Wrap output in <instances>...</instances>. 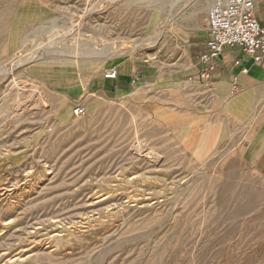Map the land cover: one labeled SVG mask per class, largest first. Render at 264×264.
Returning <instances> with one entry per match:
<instances>
[{
  "label": "rangeland",
  "instance_id": "rangeland-1",
  "mask_svg": "<svg viewBox=\"0 0 264 264\" xmlns=\"http://www.w3.org/2000/svg\"><path fill=\"white\" fill-rule=\"evenodd\" d=\"M107 1L0 0V264H264L254 169L220 155L195 163L143 105L91 94L73 103L45 81L41 71L75 66L83 94L85 70L163 55L169 29L203 26L212 0ZM77 41L119 57L57 58ZM78 104L83 117L72 116Z\"/></svg>",
  "mask_w": 264,
  "mask_h": 264
},
{
  "label": "crops",
  "instance_id": "crops-1",
  "mask_svg": "<svg viewBox=\"0 0 264 264\" xmlns=\"http://www.w3.org/2000/svg\"><path fill=\"white\" fill-rule=\"evenodd\" d=\"M252 1L255 17L264 25V0ZM208 38L205 24L172 26L167 41L161 43L163 55L159 47L148 59L120 58L98 70L87 69L83 88L92 100L113 96L143 105L153 119L175 133L195 163L225 156L254 169L264 180V60L254 62L239 48L226 49L215 70L201 78L196 58L206 51ZM112 70L115 78L106 79ZM41 73L54 91L73 103L86 104L75 66H52Z\"/></svg>",
  "mask_w": 264,
  "mask_h": 264
},
{
  "label": "built area",
  "instance_id": "built-area-1",
  "mask_svg": "<svg viewBox=\"0 0 264 264\" xmlns=\"http://www.w3.org/2000/svg\"><path fill=\"white\" fill-rule=\"evenodd\" d=\"M252 0H212L205 17V30L209 36L206 51L197 56V65L201 66L200 77L215 70L219 55L226 49L239 48L254 62L264 60V25L254 14ZM116 71L107 72L106 79H114ZM231 91H237L233 82ZM85 109L76 105L72 109L73 117H83Z\"/></svg>",
  "mask_w": 264,
  "mask_h": 264
},
{
  "label": "bare ground",
  "instance_id": "bare-ground-1",
  "mask_svg": "<svg viewBox=\"0 0 264 264\" xmlns=\"http://www.w3.org/2000/svg\"><path fill=\"white\" fill-rule=\"evenodd\" d=\"M128 1V0H127ZM125 2V1H124ZM124 2H122V0H108L107 1V4L106 5H111V6H115V5H119V6H123V7H126V8H129L131 5L130 4H128V3H124ZM133 5H135V4H133ZM131 7H133V6H131ZM146 9V8H145ZM105 14V13H104ZM142 14V13H141ZM2 21H3V19H2ZM4 21H5V19H4ZM6 22V21H5ZM182 22V21H181ZM1 23V22H0ZM3 23V22H2ZM80 23V21L78 22V24ZM199 26V25H198ZM6 27V26H5ZM166 27V26H165ZM170 27V25H168L167 26V28H169ZM163 30H164V28H163ZM4 30H2V32H3ZM6 31V30H5ZM165 31V30H164ZM54 39V38H53ZM53 39H52V41H53ZM41 40V39H40ZM51 41V40H50ZM49 42V41H48ZM46 44V43H45ZM53 46H54V44H52ZM52 45H50L49 47H51ZM114 45V44H113ZM116 45V44H115ZM147 45V44H146ZM42 45H40V47H41ZM48 49V48H47ZM40 50H42V49H40ZM60 50H61V52H63L64 54H67V55H70L69 57L67 56V57H65V56H58L57 58H70V59H72L74 62H76V61H78V53H79V51L81 52L82 51V53H84L83 55H85V56H98L99 58H102V59H105V57H106V59L108 58L107 56H108V52L106 51V50H104V49H95V50H92L91 48H88L86 45H84V43L82 44V43H80V42H78L77 41V44L75 45V46H66V48L64 49H61L60 48ZM59 51V50H58ZM116 51H119V50H116ZM45 53V52H44ZM81 53V54H82ZM114 53H116L115 51H114ZM114 53H112L114 56H111L109 59H107V60H113V59H115V58H117V57H119L118 55H115ZM80 54V53H79ZM117 54H118V52H117ZM16 55V54H15ZM121 56H123V55H121ZM43 56H39L37 59H32V60H30V58L29 59H26V61H28V64H30V63H39V62H41V61H43V59H40V58H42ZM84 57V56H83ZM45 58V57H44ZM57 58H53V59H50V60H54V59H57ZM35 63V64H36ZM27 64V65H28ZM103 64H104V62H103ZM20 67V66H19ZM3 69V68H2ZM15 70V68H12V69H6V66H5V68L3 69V73H6L7 75L10 73H13V71ZM2 73V74H3ZM1 74V73H0ZM6 76V75H5ZM38 77V76H37ZM80 85H81V87L83 88V80H82V78L80 77ZM83 95L85 96V97H88L89 96V93H87L86 91H85V89L83 88ZM40 99V98H39ZM41 101V100H40ZM42 102V101H41ZM3 104V103H2ZM32 110V109H31ZM18 111V110H17ZM9 114V113H8ZM7 116V115H6ZM11 116V115H10ZM14 116H15V114H14ZM18 116V115H17ZM24 116V115H23ZM22 116V117H23ZM21 117V116H20ZM14 118H16V117H14ZM17 120L19 119H21V118H16ZM13 120V119H12ZM13 121H16V120H13ZM17 123H18V121H17ZM14 124H16V123H14ZM131 149H132V151L135 153V154H139L138 156H141L142 154H143V152H145V150H146V148H144L143 147V145L142 144H140V142L139 141H135L134 143H133V145L131 146ZM158 165H156L155 167H157ZM152 167H154V166H152ZM49 169V168H48ZM123 178V177H122ZM133 178H131V179H129L128 181H130V180H132ZM58 183V182H57ZM122 183L123 184H125V178L124 179H122ZM124 188H126V187H124ZM141 188V187H140ZM127 189H128V187H127ZM68 190V189H67ZM123 192L125 193V195L128 197V198H131V199H136V198H138V196H140L139 194H135L134 193V191L133 190H124L123 189ZM108 197H104V198H101V200H99L98 202H101V201H104L105 199H107ZM117 198H118V196H117ZM122 199V198H121ZM115 200H117V199H115ZM11 201V200H10ZM136 201L137 200H135V203H136ZM139 206V205H138ZM146 207H149V205H146ZM137 209L139 208V207H136ZM135 208V209H136ZM134 209V208H133ZM131 210H132V208H131ZM135 211V210H134ZM54 212V211H53ZM133 213V212H132ZM131 213V214H132ZM130 214V215H131ZM129 217V216H128ZM124 218V217H123ZM129 219V218H128ZM124 221V220H123ZM53 223H57L58 224V221L57 220H55ZM124 224V223H123ZM56 227V226H55ZM57 228V227H56ZM72 229V228H71ZM109 229V228H108ZM121 229V228H120ZM64 231L65 230H63V229H61V230H58V231H56L57 233L56 234H54V237H56V238H60L61 237V235L64 233ZM82 233V232H81ZM117 233V232H116ZM116 233H114V234H116ZM121 233V232H120ZM119 235V234H118ZM65 236V241L67 242V244L68 245H74L75 243H77V239H75L74 237H72V236H68V235H64ZM62 237H63V235H62ZM108 237H109V235H108ZM107 238V237H106ZM53 248V247H52Z\"/></svg>",
  "mask_w": 264,
  "mask_h": 264
}]
</instances>
